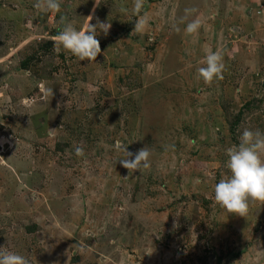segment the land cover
Here are the masks:
<instances>
[{
	"label": "rangeland",
	"instance_id": "rangeland-1",
	"mask_svg": "<svg viewBox=\"0 0 264 264\" xmlns=\"http://www.w3.org/2000/svg\"><path fill=\"white\" fill-rule=\"evenodd\" d=\"M36 2L0 0V247L30 264H264V202L242 217L214 200L226 149L264 132V0ZM93 9L111 28L81 61L55 38ZM117 141L149 166L123 168Z\"/></svg>",
	"mask_w": 264,
	"mask_h": 264
},
{
	"label": "clouds",
	"instance_id": "clouds-1",
	"mask_svg": "<svg viewBox=\"0 0 264 264\" xmlns=\"http://www.w3.org/2000/svg\"><path fill=\"white\" fill-rule=\"evenodd\" d=\"M99 6V0H95ZM143 0H136L135 8L139 10ZM44 11H58L60 0H37L34 5ZM196 9H185L186 13L195 12ZM93 12L86 18V25L77 29L70 22L66 23L56 40L63 49L68 50L81 61H95L101 53L100 42L97 36L105 35L111 28V23L101 21ZM95 18L96 22L91 23ZM147 23V18L141 17L135 23L134 30L141 29ZM200 27L198 20H193L186 25L185 31L194 33ZM205 66L197 69V75L206 83L214 79H222L224 71L223 56L219 51L209 52L205 57ZM128 145L117 141L115 148L122 151L126 158L119 159V163L125 169L133 172L149 166L151 151L145 146L132 153L127 150ZM82 149L77 148V155ZM227 160L225 168L228 171L226 177L221 178L214 187V200L230 213L244 217L249 209V203L264 202V132L245 128L239 135L238 143L226 149ZM0 264H30L28 258L19 253L9 251L6 247H0Z\"/></svg>",
	"mask_w": 264,
	"mask_h": 264
}]
</instances>
